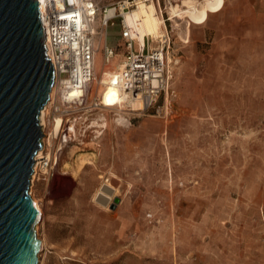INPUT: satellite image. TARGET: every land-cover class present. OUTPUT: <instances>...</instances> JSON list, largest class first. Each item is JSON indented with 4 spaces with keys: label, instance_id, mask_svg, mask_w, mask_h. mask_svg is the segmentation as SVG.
<instances>
[{
    "label": "rangeland",
    "instance_id": "1",
    "mask_svg": "<svg viewBox=\"0 0 264 264\" xmlns=\"http://www.w3.org/2000/svg\"><path fill=\"white\" fill-rule=\"evenodd\" d=\"M153 1L171 39L167 94L126 124L100 111L107 128L81 147L93 154L77 186L32 183L41 209L46 187L61 195L37 225L38 264H264V0H223L198 22L169 20L184 0ZM99 21L98 91L124 52L119 20ZM105 46L119 55L108 66Z\"/></svg>",
    "mask_w": 264,
    "mask_h": 264
},
{
    "label": "water",
    "instance_id": "2",
    "mask_svg": "<svg viewBox=\"0 0 264 264\" xmlns=\"http://www.w3.org/2000/svg\"><path fill=\"white\" fill-rule=\"evenodd\" d=\"M45 38L37 0H0V264H38L30 178L54 82ZM119 203L114 197L109 209Z\"/></svg>",
    "mask_w": 264,
    "mask_h": 264
},
{
    "label": "built area",
    "instance_id": "3",
    "mask_svg": "<svg viewBox=\"0 0 264 264\" xmlns=\"http://www.w3.org/2000/svg\"><path fill=\"white\" fill-rule=\"evenodd\" d=\"M37 1L39 19L46 36L44 41L46 55L54 71V87L52 86L54 91L45 105L43 124L41 114L39 117L44 137L37 152L40 153V158L37 159V154L35 155L31 185L40 176H49L52 173L58 156L73 142L76 126L87 125L89 119L102 107L103 98L94 96L88 99L86 95V83L91 77L90 66L96 52L94 47L96 33L93 31L88 33L84 40L76 42L77 46H73L74 35L67 37L64 35L63 38L57 35L54 38L53 25L61 21L59 15L61 12L56 10L51 0L46 1L43 9L39 5L40 0ZM132 3V0H126L99 6L94 0H86L84 4L88 21L93 24L99 16L101 29L106 30L108 26L114 24V20H119L124 52L117 62L119 67L114 76V85L119 86L120 98L106 108L120 110L126 119L140 117L155 107L158 99L166 96L171 80L169 65L171 39L168 32L159 38L160 46L157 50L149 49L148 37H145L142 45H136L123 18V13L128 11ZM74 7V3L65 0L64 11H70ZM111 10L113 12L109 15ZM49 33H52L51 39ZM102 55L104 65H109L115 57H119L116 49L108 46L104 47ZM79 76L83 80H80ZM122 95L125 96L124 99L121 98ZM131 103H137L139 107L132 108L129 106ZM56 119L59 120L58 130L52 133ZM86 130L83 129L82 132L85 133Z\"/></svg>",
    "mask_w": 264,
    "mask_h": 264
},
{
    "label": "bare ground",
    "instance_id": "4",
    "mask_svg": "<svg viewBox=\"0 0 264 264\" xmlns=\"http://www.w3.org/2000/svg\"><path fill=\"white\" fill-rule=\"evenodd\" d=\"M47 0H40L39 5L41 9H43L47 2ZM50 1V0H48ZM56 8V10L60 15V20L56 24L53 25V35L54 38L58 35L59 37L63 38L74 35L75 42L73 46H77L76 42L79 40H84L88 33L95 32L93 28V24H91L86 16V12L84 11V4L86 0H68L70 3H74L75 7L70 11L65 10V0H51ZM148 2V3H147ZM223 0H184L183 9L179 12L173 11V15L170 16L169 20L172 21L178 17H185L189 18L193 22L201 21L207 14L215 13L219 11L222 7ZM129 9L127 12L123 13L124 23L128 27L131 32V36L135 41L136 45L140 46L143 44L145 37H148L149 40V49L157 50L160 45H158L159 38L163 37L165 32H167L165 21L157 10V7L153 0H136L132 4L129 5ZM61 9H58V8ZM112 10L109 12V15L112 14ZM96 33V32H95ZM50 39L52 38V33H49ZM157 44V45H156ZM95 47V42H94ZM96 49V48H95ZM97 51L95 52V54ZM93 61L90 66L91 69V77L89 82H87V90L86 95L88 99L95 97H103L101 105L102 107L99 109L98 112L92 117V119L84 126L85 129H92V133L94 135L93 140L98 139L100 135L103 133L105 128V118L100 113L102 110H110L106 108L110 104H113V101L120 98L119 96V86L114 85L115 79L114 76L116 75V69L119 67L118 63L114 64L113 67H109L107 71H103L100 74L98 79V83L100 85L99 91L94 90L92 87V82L95 80L94 74V57ZM104 65V63H103ZM108 66V65H104ZM80 78V76H79ZM80 80H83L80 78ZM54 87V86H53ZM54 89L52 88L49 94L52 96ZM122 99L125 98L124 95L121 96ZM101 99V98H100ZM46 105V104H45ZM129 106L132 108H138L139 105L137 103H131ZM46 106L43 108L41 113V124L42 118L44 115V110ZM115 114L114 121L115 123H127V119L124 117L123 113L120 110H117ZM59 120L56 119L55 125L52 128V133H56L58 130ZM121 125V124H119ZM85 135V134H84ZM83 141V140H82ZM88 152H86L87 154ZM78 155V154H77ZM40 158V153L37 154V159ZM89 159L86 156L77 157L74 161V166L72 168V173L77 174L80 171V167L83 162ZM70 165L66 164L65 169L69 168ZM31 195V191H30ZM33 203L41 214L42 218V211L40 208L39 203L36 199L32 198ZM41 221V220H40ZM40 222L37 223V225ZM37 226L35 227L36 230ZM37 235V232H36ZM40 240V239H39ZM41 249L44 247V242L40 240Z\"/></svg>",
    "mask_w": 264,
    "mask_h": 264
},
{
    "label": "crops",
    "instance_id": "5",
    "mask_svg": "<svg viewBox=\"0 0 264 264\" xmlns=\"http://www.w3.org/2000/svg\"><path fill=\"white\" fill-rule=\"evenodd\" d=\"M95 1V0H94ZM94 116V115H93ZM92 118L89 119V121ZM107 121H106V126L104 128V130L107 128ZM85 129L84 126H81L80 124H78V126H76V130H75V136L73 139V142L66 147L63 152L58 156L57 160H56V164L54 167V170L52 171V177H55L57 180H59L60 182H62L63 184H72V185H78L79 182L77 180V175H74L72 173V168L74 166V156H83L86 155V152L83 148H81L82 146H86L89 142H88V137L91 136V132L92 129H88L86 130L85 133L82 132V130ZM104 132V131H103ZM85 134V135H84ZM83 140V141H82ZM95 145L97 147L96 143H92V145ZM81 151V152H79ZM78 154V155H77ZM87 154H93V151L88 152ZM69 164L70 167L65 169V165ZM72 167V168H71ZM84 169V168H83ZM82 169V170H83ZM41 178H38L37 180H35L36 182L39 181ZM42 180L46 181V178L44 176H42ZM47 190V191H46ZM52 193V194H50ZM48 195V198H46L45 204L43 203L42 206V218L40 223H45L48 217V210H51V205L55 204L56 198L58 196H61L60 194H55V189L54 187H50V189H47V187L45 188V192H44V196Z\"/></svg>",
    "mask_w": 264,
    "mask_h": 264
}]
</instances>
